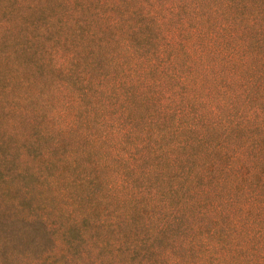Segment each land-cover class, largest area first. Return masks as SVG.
<instances>
[{
  "label": "trees",
  "instance_id": "trees-1",
  "mask_svg": "<svg viewBox=\"0 0 264 264\" xmlns=\"http://www.w3.org/2000/svg\"><path fill=\"white\" fill-rule=\"evenodd\" d=\"M19 1L6 29L74 61L75 111L105 95L109 178L152 158L173 172L156 213L105 182L124 264H264V0Z\"/></svg>",
  "mask_w": 264,
  "mask_h": 264
},
{
  "label": "rangeland",
  "instance_id": "rangeland-1",
  "mask_svg": "<svg viewBox=\"0 0 264 264\" xmlns=\"http://www.w3.org/2000/svg\"><path fill=\"white\" fill-rule=\"evenodd\" d=\"M19 2L0 0V264H124V252H117L123 248L112 240H122L126 229L106 227L111 209L105 182L122 194L119 177L128 179L153 199L155 208L147 210L156 213L171 202L173 172L152 158L149 174L122 168L109 178L105 95L98 104L83 97L75 111L80 87L74 86V61L70 67L63 57L50 56L59 53H45L41 44L6 29ZM70 6L74 10V0ZM20 20L23 32L32 18L22 14ZM75 129L88 140L75 142Z\"/></svg>",
  "mask_w": 264,
  "mask_h": 264
}]
</instances>
